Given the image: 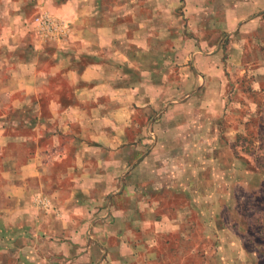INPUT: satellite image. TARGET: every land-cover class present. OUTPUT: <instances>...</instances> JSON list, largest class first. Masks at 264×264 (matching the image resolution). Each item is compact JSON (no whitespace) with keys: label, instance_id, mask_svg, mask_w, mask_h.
<instances>
[{"label":"rangeland","instance_id":"1","mask_svg":"<svg viewBox=\"0 0 264 264\" xmlns=\"http://www.w3.org/2000/svg\"><path fill=\"white\" fill-rule=\"evenodd\" d=\"M60 1L0 0V264H54L56 260L70 264L58 259L62 251L56 242L67 235L55 234L50 215L57 217L58 206L49 193L60 188L75 191L77 182L59 181L49 168L47 176L36 174L37 149L49 146L52 130L59 128L51 103L45 99L53 93L66 95L70 87L63 84V77L49 76L54 81L40 87L44 98L38 101L34 68L37 63L48 68L55 50L69 48L72 14H85L93 19V26L99 24L100 15L114 18L118 14L128 26L137 25L136 19L144 20L139 21V30L146 36L149 29L153 39L149 62L156 74L169 73L172 68L173 82L182 67L194 68L199 45L208 51L216 46L224 53L219 61L231 81L214 111L202 103L180 101L179 94L174 96L179 87L167 83L164 90L172 96L166 100H159L158 92L156 101L130 117L124 112L106 119L121 126L129 118L136 122L125 130L126 144L141 142V154L154 147L151 163L153 159L156 163L141 170L138 183L127 177L104 182L102 194L107 198L101 205L99 198L85 199L73 191L68 199L73 209L70 217L75 222L87 218L114 222L125 212L123 218L133 217V224L139 218L154 231L141 226V230L118 234L143 241L156 239L157 253L172 264H264V75L239 71L238 64L235 72L228 70L231 62H239L229 55L232 40L245 51L242 66L264 64V1L153 0L155 4L147 5L143 4L147 0L141 4L101 0V5L70 9L60 6ZM234 4L236 13L247 19L253 4L259 8L250 21L252 30L242 38L235 37L237 22L226 23L225 19L226 10ZM45 16L54 27H63V32L41 27L40 19ZM207 41L218 45L207 48ZM69 126L78 129L75 121L61 128L65 131ZM134 127L145 128L147 133L136 141ZM89 131H85L88 136ZM88 187L97 188L91 183ZM113 190L117 195L110 197ZM99 206L107 211L102 218L95 213ZM147 208L153 213H141L138 218L133 214ZM116 231L109 234L111 244ZM94 235L90 228L82 230L86 241Z\"/></svg>","mask_w":264,"mask_h":264},{"label":"crops","instance_id":"2","mask_svg":"<svg viewBox=\"0 0 264 264\" xmlns=\"http://www.w3.org/2000/svg\"><path fill=\"white\" fill-rule=\"evenodd\" d=\"M137 2L141 4V0ZM120 3L119 0L116 2V4ZM93 4L101 5L102 3L101 0H62L59 2L60 6L69 7V9L79 5L91 7ZM143 4L152 5L155 2L147 0ZM258 9L257 4H253V7L248 10V13L252 15L248 19L247 15L236 13L235 4L226 10L225 19L228 21L226 23L237 22L235 37L242 38L247 31L252 30L253 25L250 21L253 15L259 12ZM69 16L72 22V33L68 35L67 41L70 44L69 48L62 47L63 49L55 50L52 54L54 59L48 68L40 63H37L34 68L36 81H38L36 82L38 101L44 98V95L40 94V87L46 86L49 81H54V78L50 80L49 76L63 77V84L70 87L66 95L53 93L52 97L45 99L51 103L50 110L57 119L55 125L59 128L52 130L51 144L37 149L36 153L40 157L37 158L36 164L37 176H47L49 173L47 168H49L59 181L77 182L78 184V186L74 184L78 187L75 191L73 188H60V190L53 189L49 193L58 206L57 217L53 213L50 215L55 220L53 221L55 224L51 223L54 224L53 229L57 231L55 234L66 232L67 235L65 240L63 238L56 242L57 250L62 251V256H58L61 257L58 258L59 262L64 259L70 264H172L170 260L167 262L166 256L161 258L157 253L156 239L143 241L142 238L130 239L118 234L123 230H141V226L148 231H154L142 225L138 218L139 214L146 212L152 214L154 210L150 211L147 208L143 211H135L133 214L138 218L135 224L132 223L133 217L123 218L125 212L120 214V221L94 222L87 218L86 222H77L78 220L75 222L70 217L73 209H70L71 203L68 199L73 191H79L85 199L99 198L97 201L101 205L107 198L102 194V188L105 190L106 186L104 182L117 181V177L121 181L127 177L138 183L141 180V170L146 165L156 163L155 159L151 163L154 147L141 154V142L126 144L125 130L131 122L136 126V122L131 118L123 126L115 121L107 123L106 119L111 117L115 119L113 116L119 115L120 117L124 112H128V117H130L131 114L139 112L140 108L158 98L166 100L167 96H172V93L167 92L166 87L164 90L167 83L179 87L174 96L179 94V97H182L180 101L202 103L214 111L218 107L223 89L231 81L226 67H223L219 61V56L224 53L214 46L218 45L215 42L207 41V48L209 45L214 46L209 51L205 50L203 45H199L200 47H197L194 52L197 55L193 64L194 68L182 67L181 75L177 76L176 81L173 82L171 81L174 76L172 68L169 69V73L160 71L156 74L155 66L149 62L150 54L153 53L151 45L153 39L149 37V29L146 36L139 30V21L144 20L133 16L137 25L128 26L122 22L118 14H115L114 18L109 15L104 18L100 15V19L96 21L99 24L93 26V19L85 14ZM149 19L148 16L147 20ZM232 42L233 44H229L228 47L229 55L239 62H231V69L228 70L235 72L238 64L241 66L239 71L251 70L250 72L255 75H264V64L242 66V53L245 51L238 44L235 45L234 40ZM158 92H161L159 97ZM61 103L68 104L62 105ZM125 105H130L131 108ZM73 121L76 122L78 129L73 130L69 126L63 131L62 124L67 126L71 123L72 125ZM140 128L138 130L134 127L137 136L134 140L136 141L140 135L147 133L145 128ZM131 129L133 130V127ZM87 130H90L89 136L85 133ZM89 183L98 189L89 188ZM116 192L113 190L109 196H116ZM85 210V215H89V210ZM95 213L96 216L102 218L107 211L99 206ZM89 228L95 235L86 241L85 236H82V230ZM113 230H117V236L111 244L108 237ZM145 245L149 246V252H144ZM52 262L58 264L57 260Z\"/></svg>","mask_w":264,"mask_h":264},{"label":"built area","instance_id":"3","mask_svg":"<svg viewBox=\"0 0 264 264\" xmlns=\"http://www.w3.org/2000/svg\"><path fill=\"white\" fill-rule=\"evenodd\" d=\"M53 23H52V20L50 19V17H47V16H45L42 19H40L41 27L46 28V29L58 30V32H63V27H59V26H55L54 27L52 25Z\"/></svg>","mask_w":264,"mask_h":264}]
</instances>
